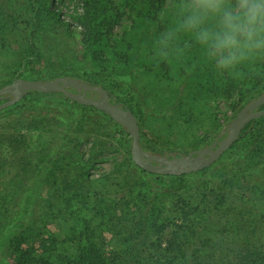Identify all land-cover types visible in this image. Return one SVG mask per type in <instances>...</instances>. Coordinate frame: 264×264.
Returning <instances> with one entry per match:
<instances>
[{
  "label": "trees",
  "instance_id": "16d2710c",
  "mask_svg": "<svg viewBox=\"0 0 264 264\" xmlns=\"http://www.w3.org/2000/svg\"><path fill=\"white\" fill-rule=\"evenodd\" d=\"M125 1L123 7L117 5L116 0H81V11L75 18L81 27L84 67L82 70L59 68L45 79L39 72H32L35 61L52 62L53 55L58 62L65 61L64 52L47 55L42 47L46 35L52 36L49 31L61 27L58 13L49 8L46 0H27L22 9L15 12L8 6H0V42L3 43L0 51L11 53L19 60L18 70H10V76L0 80V89L27 74L28 78L44 81L63 76L78 78L110 92L113 86L95 76L109 73L112 77L109 79L120 80L127 87H142L146 102L154 98L161 105L166 95L160 93L156 85L153 87L152 80L161 82L162 71L175 80L171 64L165 61L161 67L156 64L161 70L151 69V76L147 77L135 79L133 72L136 67L141 65L144 69L149 64L143 50L146 32L166 11L168 0ZM18 18L26 19L27 29L18 27ZM128 21L130 29L116 31L117 25ZM8 41L12 44H6ZM195 58L197 66L181 80L183 88L177 97V107L165 116L169 121L166 129L173 132L184 115L186 140L195 137L202 128L217 125L209 114L196 118L200 98L222 90L231 97L238 93L241 106L235 108L237 115L264 93V62L244 69L240 76L225 78L215 67L207 66L197 55ZM194 63L187 64L192 67ZM115 104L136 116L121 100ZM77 107L107 119L123 136H130L128 130L107 113L77 104L62 93L32 91L21 102L0 112V170L6 165L18 169L12 180L6 182L16 197L13 205L7 203L8 189L0 187V199L6 198L0 205V264H264V238H259L264 236V222L260 234L257 233L258 225L251 220L255 208L246 206L245 199L237 198L226 186L216 187L214 182L218 169L226 167L235 174L237 184L246 189V194L264 201V117L253 120L237 143L202 172L182 176L148 173L134 163L130 137L126 142V160L107 175L94 179L85 169L92 159L82 160L69 153L70 141L83 122V118L75 120L73 116ZM54 122L64 123L65 128L57 135L47 158L35 164L34 137L51 132ZM212 129L217 130V127ZM221 134L222 131H218L215 139ZM141 145L149 153L160 155L142 141ZM67 157L71 159V172L64 177V202L39 209L38 193L46 170ZM249 161L261 166L260 172H246L244 165ZM196 177L206 179V194L201 201L187 204L179 212L180 220L165 219L159 198L173 191L186 195L182 194L185 190L189 193L186 183H193ZM136 178L150 182V197L138 188ZM80 200L82 202L77 203ZM57 216L59 223L55 226L53 221ZM75 218L78 219L74 221ZM234 222L246 228L243 235H227ZM76 227L83 230L73 237L71 233Z\"/></svg>",
  "mask_w": 264,
  "mask_h": 264
},
{
  "label": "rangeland",
  "instance_id": "374dc122",
  "mask_svg": "<svg viewBox=\"0 0 264 264\" xmlns=\"http://www.w3.org/2000/svg\"><path fill=\"white\" fill-rule=\"evenodd\" d=\"M27 0H0V6H8L11 10L19 11L25 4ZM49 8L58 13L59 19L61 20V27H53L52 31H49L52 36L48 38V35L42 40L43 51L49 55L53 54L55 51L64 52L65 61L58 62L55 55H53V61L49 62L44 60V62L35 61L33 63L32 72H39L40 76L48 78L49 73L53 70H58L59 68H73L74 70H82L83 57H82V45L81 40V27L78 25L75 18V14L81 11L82 3L81 0H46ZM117 5L126 4L125 0H116ZM166 10V9H165ZM166 11L163 12V14ZM19 14V13H17ZM18 27L28 28L26 19L18 18ZM128 23V24H127ZM127 23H122L117 25L116 31L119 30L121 33L125 28L130 29V21ZM146 27H142V30L145 31ZM166 27V22L161 16L158 21L153 24L149 30L146 32L147 40L143 43V50H145V55L147 61L149 62L148 66L144 69L140 65L134 70L135 79L151 76L150 70L155 69L160 71L161 63L153 56L152 44L156 35L159 32L163 31ZM141 28V27H140ZM48 31V29H47ZM46 31V32H47ZM17 40V38H15ZM16 42V41H15ZM10 43L9 41L6 43ZM12 44V43H10ZM18 44V43H17ZM3 45L0 42V46ZM11 48L14 49L13 45ZM201 58V53L198 49V46L193 45L188 54L179 59L172 61L171 64V73L176 77L175 80L170 79L172 75H164V71L161 72L162 81L152 80L155 87L160 93H164L166 98L164 102L160 105L156 102V99L151 98L150 101L146 102L144 100V91L142 87H137L133 85L132 87H127L123 85L122 81L111 80L109 79V73H101V80L106 82L108 86H113V90L110 89L111 101L115 103L117 100H121L124 104L130 107L137 116V119L141 128V141L144 145L152 147L160 155L165 157H172L177 154L186 157L191 151L207 148L215 140V136L218 131L226 132L231 119L235 118L236 111L235 108H240V95L237 93L230 96V93L222 90L220 93H214L206 96V98H200L197 101V117L198 119L203 118L206 114L216 122V129H212L215 126H210L202 128L197 132L196 136L186 140L184 138L183 132L186 130V124L184 123V115L182 114L179 122L177 123L173 132L166 129V125H169L168 119H165V116H169L173 108L178 105V94L181 92L183 86L181 85V80L186 77L189 70L195 68L197 65V59L195 56ZM52 56V55H50ZM115 64V61L112 60ZM189 61H195L192 65H188ZM159 65L160 67H155ZM207 66L214 67L213 65L207 63ZM19 60L14 57L11 53H5L3 50L0 51V80L2 78H8L10 70H18ZM119 71V70H117ZM23 72V71H22ZM24 74V73H23ZM206 74H209L208 72ZM223 77H227V74H221ZM48 75V76H47ZM88 77V76H87ZM91 77V76H90ZM24 79L34 80L28 78L27 74L22 76ZM112 78V77H111ZM153 79V78H152ZM10 80V79H8ZM150 81V78H148ZM148 81V82H149ZM206 113V114H205ZM6 114V113H4ZM73 116L75 120H82V124H79L77 134L71 140L72 142L69 153L76 154L77 158L82 160L91 158L92 160L89 164L86 163L85 169L89 171L91 177L94 179H99L104 175H107L111 171L115 170L121 163H123L128 155V146L127 140L129 137H125L121 132L116 129L107 119H102L96 114L89 113L86 110H82L80 107H77L73 111ZM54 125H51L50 130L46 134L37 135L34 137L35 145V155L36 162H40L44 157L47 158V153L49 152L52 144L57 140V135L63 132L64 123L54 122ZM37 133V134H39ZM42 136V137H41ZM94 153V154H93ZM70 160L67 159L61 160L57 163L52 169H47L44 174L43 187L39 190L37 207L43 209L46 205L50 204H61L64 202L62 198L64 196V177L70 174ZM246 172L258 173L261 170V166H257L255 161H249L248 165H244ZM18 169L15 166L6 165L0 170V187L8 189V204L13 205V200L16 199L12 194L11 190L8 187L6 182L12 180L15 174H17ZM139 182V189L151 196V187L150 182L147 183L145 178L140 179L136 178ZM214 182L216 187L226 186L229 190L233 191L237 198L245 199V205L249 206L255 210L254 216L251 217L252 221H255V224L258 225V232L263 229L264 222V201H258L255 196L251 193L246 194V189H243L240 185L237 184L238 180L235 174L228 168L223 167L218 169L214 175ZM206 179L205 177H196L193 183H186L188 186L189 193L185 192L180 193L173 191L169 195L161 196L158 201H160L159 206H163L165 209L164 217L169 220H180L179 212L188 204L192 205L201 201L203 194H206ZM180 194V197H179ZM66 196V195H65ZM245 196V197H244ZM188 197V198H187ZM6 198L0 199V205L4 204ZM249 201V202H246ZM82 201H77L81 203ZM260 202V203H259ZM71 217L74 214H70ZM59 216L54 219L53 224L56 226L57 222L59 223ZM78 219H73L74 221ZM1 224V223H0ZM1 228V227H0ZM2 229H0L1 231ZM83 229L76 227L71 235L78 236ZM246 228L243 225H239L234 222V225L231 224L230 229L227 232L229 236H239L245 233ZM259 238H264L260 235Z\"/></svg>",
  "mask_w": 264,
  "mask_h": 264
},
{
  "label": "clouds",
  "instance_id": "9594fccd",
  "mask_svg": "<svg viewBox=\"0 0 264 264\" xmlns=\"http://www.w3.org/2000/svg\"><path fill=\"white\" fill-rule=\"evenodd\" d=\"M166 27L154 38L153 56L171 63L193 45L221 74L240 76L264 62V0H168Z\"/></svg>",
  "mask_w": 264,
  "mask_h": 264
},
{
  "label": "water",
  "instance_id": "95a60500",
  "mask_svg": "<svg viewBox=\"0 0 264 264\" xmlns=\"http://www.w3.org/2000/svg\"><path fill=\"white\" fill-rule=\"evenodd\" d=\"M32 91L62 93L80 105L94 107L107 113L116 123L128 130L132 144L134 163L144 171L159 176H182L199 173L214 165L239 140L246 127L264 117V93L245 106L229 124L227 131L207 148L193 150L186 157H165L151 154L141 145V128L135 114L111 101L109 92L73 77H57L52 80H28L19 78L0 89V112L21 102ZM93 94L97 96L93 97ZM91 95V96H90Z\"/></svg>",
  "mask_w": 264,
  "mask_h": 264
},
{
  "label": "flooded vegetation",
  "instance_id": "af4514ba",
  "mask_svg": "<svg viewBox=\"0 0 264 264\" xmlns=\"http://www.w3.org/2000/svg\"><path fill=\"white\" fill-rule=\"evenodd\" d=\"M92 96L95 97V96H97V94H93Z\"/></svg>",
  "mask_w": 264,
  "mask_h": 264
}]
</instances>
